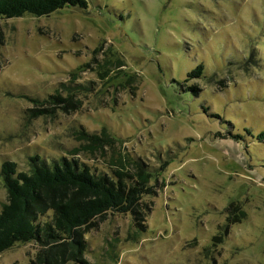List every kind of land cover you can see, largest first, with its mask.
<instances>
[{"label": "rangeland", "instance_id": "1", "mask_svg": "<svg viewBox=\"0 0 264 264\" xmlns=\"http://www.w3.org/2000/svg\"><path fill=\"white\" fill-rule=\"evenodd\" d=\"M72 73L92 90L50 103ZM262 131L264 0H87L0 19V167L28 169L37 152L106 169L80 139L105 135L157 170L145 227L96 218L87 264H264ZM37 248L16 244L0 264H28Z\"/></svg>", "mask_w": 264, "mask_h": 264}, {"label": "trees", "instance_id": "2", "mask_svg": "<svg viewBox=\"0 0 264 264\" xmlns=\"http://www.w3.org/2000/svg\"><path fill=\"white\" fill-rule=\"evenodd\" d=\"M65 6L86 9L87 0H0V19L24 14L47 16ZM202 71V64H198L188 78L199 77ZM97 73L102 76L101 71ZM74 76L72 73L70 85H65L66 95L52 94L50 103L72 107L77 103L75 95L92 90L91 85L73 82ZM217 136L239 139L235 134ZM263 138L264 131L257 135V139ZM80 139L84 140L81 148L85 152L97 150L102 154L106 169L93 168L73 157H44L37 152L28 157L25 170H19L14 161L2 162L0 175L7 199L0 208V253L16 244L33 242L38 248L28 264H87L84 236L96 218L107 212L129 213L134 225L144 224L151 209L145 199L157 193V170L152 173L141 157H128L117 150L112 136ZM106 145L109 154L100 150Z\"/></svg>", "mask_w": 264, "mask_h": 264}]
</instances>
